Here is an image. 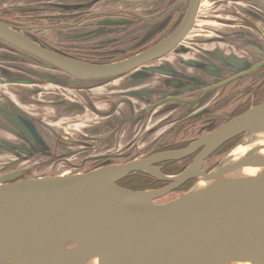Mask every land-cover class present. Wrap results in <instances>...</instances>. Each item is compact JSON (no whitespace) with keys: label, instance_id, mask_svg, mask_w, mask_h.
<instances>
[{"label":"flooded vegetation","instance_id":"flooded-vegetation-1","mask_svg":"<svg viewBox=\"0 0 264 264\" xmlns=\"http://www.w3.org/2000/svg\"><path fill=\"white\" fill-rule=\"evenodd\" d=\"M24 5L29 4L24 2L20 6ZM8 7L10 11L0 13V18L19 31L24 29L28 37L48 49L103 63L122 60L160 44L178 30L189 12V4L183 0H73L70 4L32 8L24 13L13 11L15 5ZM4 52L0 53V59L11 58L7 65L0 64V76L9 80L6 83L14 82L10 81L14 78L25 79V83L29 81L36 87L54 82L40 72L49 68L26 66L32 62L24 56V64L18 70L13 69L10 65L19 63L12 53ZM67 81L61 87L82 89L83 95L81 91L77 100H73L82 99L85 103L76 104L80 110L73 115H42L40 129L37 124L35 127L46 143L44 148L34 143L36 134L29 126L20 128L21 139L14 138V128L0 131V180L87 172L102 165L181 148L263 101L264 0H200L188 30L164 54L112 80ZM52 89H41L42 98L35 99L32 110L43 114L46 107H55L67 112L68 108L51 98ZM12 91L20 93L24 88H12ZM7 93V89L0 88V106L13 119H20L18 113L23 112L7 100ZM35 95L37 98L38 94ZM19 98L20 103L25 101L29 105L27 94H20ZM84 111L85 119H82ZM88 117L87 125L82 122L84 126H80L79 119L86 121ZM8 121L0 114V123L5 122L3 127ZM180 133L191 134L188 143L167 146ZM240 137L211 152L204 159L202 169L213 168L218 159L207 169L206 161L220 151H227ZM167 140L168 143L159 146ZM152 145L157 149L147 152ZM200 149L188 157L163 161L157 166L165 174H177ZM61 169L65 170L58 173ZM132 174L143 175L147 180V185L139 189L170 183L145 172H134L118 184L122 185ZM195 181L196 178H191L153 201L179 196Z\"/></svg>","mask_w":264,"mask_h":264},{"label":"water","instance_id":"water-1","mask_svg":"<svg viewBox=\"0 0 264 264\" xmlns=\"http://www.w3.org/2000/svg\"><path fill=\"white\" fill-rule=\"evenodd\" d=\"M72 2L29 0L25 1L29 5L22 6L25 8L18 5L13 11L24 13L32 8H54ZM183 2L189 4V12L174 34L118 61L90 62L48 49L28 37L24 29L19 31L1 18L0 46L20 53L14 55L15 62L27 57L38 67L61 71L70 82L112 80L164 54L183 37L200 0ZM21 65L10 66L18 70ZM40 72L58 82L50 70ZM6 82L9 80L0 76V83ZM0 112L5 120L10 119L16 134L29 126L36 134L37 147L46 146L35 127L37 124L40 129V119L28 113H18L20 119H13L1 107ZM4 124L0 123V127ZM262 133L264 100L181 148L102 165L87 172L39 174L14 181L1 179L0 264H264ZM238 135L240 139L213 168L202 169L211 152ZM199 148L177 174H165L157 166L163 161L188 157ZM232 152L242 159L220 167ZM134 172H145L170 183L150 189L118 184ZM191 178L196 181L179 196L153 201ZM223 179L226 181L221 186L201 184Z\"/></svg>","mask_w":264,"mask_h":264},{"label":"crops","instance_id":"crops-1","mask_svg":"<svg viewBox=\"0 0 264 264\" xmlns=\"http://www.w3.org/2000/svg\"><path fill=\"white\" fill-rule=\"evenodd\" d=\"M3 1L4 2L6 1V3L8 5L18 6V5H21L22 3H24L25 1H29V0H3ZM49 70H50V72L54 73V75H55V77L57 78V81H58L57 83L45 82V83H42L40 85V87H36L33 84H31L30 82L25 83V82L14 81L12 83H0V88L1 89H7L8 90L7 94L9 96L7 100L10 101L13 104V106L18 108L19 111L23 112L24 114L28 113V115L30 117L34 116L36 118H39V119L42 118L43 119L42 115H50V114L53 115V114H58V113L64 114V115H66V114H70V115L75 114L77 110H80V108L77 109V107H79V106H76V104L83 105L82 103H85V102H83L82 99L79 100L80 102H77V101L73 100V99H76L77 94L81 93L82 89L77 91V90H75L76 88L74 89V88H71L70 86L61 87V84H63V85L66 84L65 81L69 80V78L64 73H62L61 71H59L57 69H49ZM67 83H68V81H67ZM64 86H66V85H64ZM33 87H36V88L34 90H31ZM12 88H24V91H22L20 93H16V92L12 91ZM51 88H53L51 90L52 93H53L51 98L56 100V101H58L59 103H61L62 106L68 108L67 112H64L63 108L57 109L55 107H46V108H48L47 112H45L43 114H39L37 111L35 112L34 110H32V107L37 102V101H35V99L37 100L39 98H42L41 97V94H42L41 89L50 90ZM61 88H63V91L61 90ZM23 93L27 94L30 97L29 99H27L29 101V105L28 106L25 104V101H24V103H20L19 102V100H20L19 95L23 94ZM35 94H38L37 98H36ZM132 94H135V92H133ZM82 95H83V91H82ZM62 96L63 97H67V98H71V99H67L66 100V99L62 98ZM136 96L137 95H135V96L133 95L134 98H136ZM59 100H61V101H59ZM61 105H60V107H62ZM87 107H89V106L88 105L86 106L85 111L88 112ZM60 111H63V112L61 113ZM85 111L83 113H81L80 117H83V114L84 115L86 114ZM23 113H21V114H23ZM0 114H1V112H0ZM78 114H79V112H78ZM82 119H85V118L83 117ZM82 119H79V125L80 126H84L82 124H84L85 122H86V125H87V121H89V117L87 118L86 121H84ZM82 122H84V123H82ZM0 131L4 132V130H1V129H0Z\"/></svg>","mask_w":264,"mask_h":264},{"label":"rangeland","instance_id":"rangeland-1","mask_svg":"<svg viewBox=\"0 0 264 264\" xmlns=\"http://www.w3.org/2000/svg\"><path fill=\"white\" fill-rule=\"evenodd\" d=\"M1 4L0 5H2L3 6V8L1 7V9H0V13H4V11L6 10V11H10V7H8V4L6 3V1L4 2V1H2V2H0ZM8 8V9H7ZM11 10H12V8H11ZM28 18H30V17H28ZM0 49H2V51L0 50V53H5L4 52V50L6 51V52H8V53H12L13 55H15V57H17L18 55H20V53L19 52H17V51H15V50H13V49H9V48H7V47H3L2 45H1V47H0ZM73 52H75V50L73 51ZM79 53H81V54H84V51H79ZM23 60H18L17 59V63H21V64H24V58H22ZM7 59L5 58V60H1L0 61V64H8L7 63ZM26 66H31V67H33V68H38L37 66H35L33 63H31V64H25ZM222 125V124H221ZM0 129L1 130H6V131H9L10 129H11V123H9V121H8V123H7V126L6 127H3V126H1L0 127ZM4 135H6V136H8L7 134H4ZM20 136V137H19ZM191 136V134L190 133H188V134H186V133H180V134H177L176 135V137H175V139H172V140H170V144H168L167 146H172V147H174V146H181V145H186L187 143H188V140H190V137ZM8 137H10V136H8ZM23 138V136L21 137V134L20 133H17L16 135H15V137L14 138ZM168 141L169 140H167V141H164V142H160L159 143V146H161V144H163L164 145V143L166 144V143H168ZM154 146L152 145V147H148L146 150H147V152H151L152 150H155V149H157V147H155V148H153ZM166 147V146H165ZM226 151H223V152H219V154H216L215 156H213L212 158H210V159H208L207 161H206V163H205V165H204V168L205 169H207L211 164H213V162L216 160V159H218V161H219V159L224 155V153H225ZM131 155V154H130ZM118 159V158H117ZM217 161V162H218ZM178 164H181V162H179ZM179 166V165H178ZM65 169H61V170H58L57 172L59 173V172H62V171H64ZM139 180H140V185H138V182H139ZM146 178L143 176V175H137V174H132L130 177H128L127 179H126V181L122 184V186H125V187H128V188H132V189H139L140 187H145V186H143V185H145L146 184ZM146 189V188H145ZM164 200H167V199H164ZM163 200V201H164ZM169 200V199H168Z\"/></svg>","mask_w":264,"mask_h":264},{"label":"bare ground","instance_id":"bare-ground-1","mask_svg":"<svg viewBox=\"0 0 264 264\" xmlns=\"http://www.w3.org/2000/svg\"><path fill=\"white\" fill-rule=\"evenodd\" d=\"M261 138H264V133H262L260 135ZM260 139V138H259ZM242 159V157L240 156V154L238 153H235V152H232L231 154H229L228 156H226L220 167L224 166V165H227V164H232V163H236V162H239L240 160ZM226 180H209V181H205L201 184H203V187L204 186H209V187H215V186H221L225 183ZM85 264H90V262H86Z\"/></svg>","mask_w":264,"mask_h":264},{"label":"trees","instance_id":"trees-1","mask_svg":"<svg viewBox=\"0 0 264 264\" xmlns=\"http://www.w3.org/2000/svg\"><path fill=\"white\" fill-rule=\"evenodd\" d=\"M176 167V166H175ZM138 185H140V180H139V182H138ZM147 185V183L145 184V185H143V186H146Z\"/></svg>","mask_w":264,"mask_h":264}]
</instances>
